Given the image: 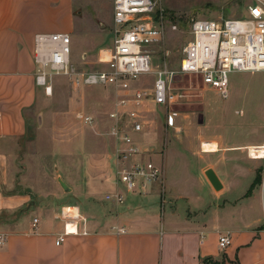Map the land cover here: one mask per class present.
<instances>
[{
  "label": "crops",
  "instance_id": "0c3cea01",
  "mask_svg": "<svg viewBox=\"0 0 264 264\" xmlns=\"http://www.w3.org/2000/svg\"><path fill=\"white\" fill-rule=\"evenodd\" d=\"M59 2L65 4L63 12L74 9V0H0V264H201L209 258L264 264V147L257 154L254 149L264 146V117L245 140L223 135L221 125L208 137L191 139L186 148L174 136L175 147L200 157L196 170H188L187 156L177 151L184 166L166 170L165 150L157 162L163 176L145 191L128 193L112 177L100 197L89 191L83 199L73 196L80 204L99 199L102 208L89 214L79 203L58 205L64 199L61 186H51L48 198L38 201L36 189H17L11 170L27 133V114L45 103L35 81L34 37L67 33L51 31ZM209 168L221 182L219 191L205 175ZM258 176L261 183L255 185ZM110 194H122L124 203L107 200ZM70 216L78 233L57 246ZM222 235L231 245L220 252Z\"/></svg>",
  "mask_w": 264,
  "mask_h": 264
},
{
  "label": "rangeland",
  "instance_id": "374dc122",
  "mask_svg": "<svg viewBox=\"0 0 264 264\" xmlns=\"http://www.w3.org/2000/svg\"><path fill=\"white\" fill-rule=\"evenodd\" d=\"M256 2L155 0L154 21L163 26L166 36L162 44L153 48V71L178 70L182 49L191 38L189 30L194 20L246 18L248 7ZM73 4L71 13L68 10L63 12V2L56 5L54 28L51 31L70 35V62L79 74L99 71L105 68L99 64V52L110 47L114 40L112 4L108 0H74ZM246 74L237 72L230 75V94L227 99L205 87L199 78L184 76L172 84L174 92L180 90L185 94L181 103L168 108L145 102L136 108L145 124L142 133L133 134L142 151H146L144 158H140L147 161L145 157L148 155V161L158 166L163 156L161 152L166 150L165 168L176 170L184 166L185 162L182 157L175 155L178 152L187 156L190 165L188 170H196L201 165L200 157L193 154V158L184 148L183 151L175 147L174 136H180L186 148L191 139L208 137L221 125L224 128L223 135L230 136L232 140H245L252 131L250 128H256V120L261 122L264 117V72ZM154 80V73H147L132 84L151 90ZM49 83L52 88L47 92L40 87L45 103L40 109L27 114V133L20 142L21 150L13 166L15 170H11V178L16 182L17 189H36L35 200L38 201L42 197L48 198L47 191L51 186L60 188L57 179L63 176V181H67L74 192L66 193L60 188L64 199L58 201V205L65 201L80 204L81 201H76L73 196L83 199V194L89 191L87 193H93L97 198L105 191L112 177L117 182L118 167L124 161L122 152L127 146L112 134L114 121L110 116L118 109L123 93L118 95L110 86H77L74 79L56 74L49 77ZM185 113H188L189 118ZM80 115L89 116L92 123L83 122ZM200 115L204 116L203 124L199 122ZM240 123L245 125L241 127ZM179 129L180 132L176 133ZM150 141L157 142L159 147L149 145ZM254 149L257 154L262 147ZM249 152L254 155V152ZM157 154L160 157L155 158ZM260 169L263 176L264 164L260 165ZM96 198L94 202L84 201L80 204L86 213H92L94 207L102 208L103 205ZM220 262L211 259L201 264Z\"/></svg>",
  "mask_w": 264,
  "mask_h": 264
},
{
  "label": "built area",
  "instance_id": "2783aa9c",
  "mask_svg": "<svg viewBox=\"0 0 264 264\" xmlns=\"http://www.w3.org/2000/svg\"><path fill=\"white\" fill-rule=\"evenodd\" d=\"M108 1L113 8L114 40L110 47L99 52V64L105 68L79 74L70 62V35L39 33L34 37L35 81L47 92L52 88L49 77L56 74L74 79L77 86H110L118 95L123 93L118 109L110 116L114 121L112 134L127 146L122 152L124 161L118 167L117 182L128 193L136 194L163 176L162 167L140 158L146 151H142L133 134L142 133L145 124L136 108L145 102L168 108L181 103L185 94L180 90L174 92L172 84L184 76L199 78L205 87L227 99L231 74L264 72V0H257L249 6L246 18L194 20L189 30L191 38L182 49L180 66L175 72L166 69L153 71V48L162 44L166 36L163 26L154 21L155 0ZM147 73L155 75L153 88L134 87L132 82ZM79 117L87 124L92 123L89 116ZM106 199L124 203L122 194H110ZM72 217L56 240L57 246L68 236L78 233L77 224L70 221ZM37 224L38 219H35L34 227ZM3 244L4 236L0 235V245ZM230 245L228 235L220 236L221 250Z\"/></svg>",
  "mask_w": 264,
  "mask_h": 264
},
{
  "label": "water",
  "instance_id": "95a60500",
  "mask_svg": "<svg viewBox=\"0 0 264 264\" xmlns=\"http://www.w3.org/2000/svg\"><path fill=\"white\" fill-rule=\"evenodd\" d=\"M199 122H200V124H203V116L202 115H200V117H199ZM205 175L215 190H217V191L221 190V188H222L221 182H220L218 176L215 174L213 169H211V168L207 169L205 171ZM57 181L60 184L61 188L64 190V192H66V193L72 192L71 188L63 181L61 176L58 177Z\"/></svg>",
  "mask_w": 264,
  "mask_h": 264
},
{
  "label": "trees",
  "instance_id": "16d2710c",
  "mask_svg": "<svg viewBox=\"0 0 264 264\" xmlns=\"http://www.w3.org/2000/svg\"><path fill=\"white\" fill-rule=\"evenodd\" d=\"M261 183V177L260 176H258L257 177V179H256V181H255V185L256 184H260ZM211 259L209 258V259H206L205 261H210ZM226 263V261L225 260H223L222 262H220L219 264H225Z\"/></svg>",
  "mask_w": 264,
  "mask_h": 264
}]
</instances>
